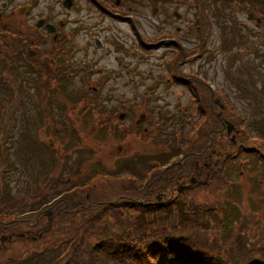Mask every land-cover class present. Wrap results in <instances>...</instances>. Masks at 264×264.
I'll return each instance as SVG.
<instances>
[{
    "label": "rangeland",
    "instance_id": "obj_1",
    "mask_svg": "<svg viewBox=\"0 0 264 264\" xmlns=\"http://www.w3.org/2000/svg\"><path fill=\"white\" fill-rule=\"evenodd\" d=\"M7 1L11 3L12 8H16V5L19 3L22 4L21 1H15L14 4L11 0ZM195 1H198L200 6L197 18L194 15ZM159 4L160 10L156 14L152 12L150 6L152 4H150L149 0H126L122 6L126 10L127 5L131 7V9H129V15L130 18H135L134 23L138 33L151 38L165 31H171L177 34L179 40H181V44L185 47V51L189 52V54L197 48V40L202 37V49L204 53L200 56L196 55L191 61L180 63V67L184 72L195 71L208 77L210 76V80L213 83L222 87L229 93L232 103H234V109L244 116L245 123L251 127V122H253L254 130L259 131L258 121L256 120L264 115V101H262V99L264 100V75L259 74L264 72V42L262 41L264 38L260 34V27L251 20L252 18H248V12L245 9L251 6L253 2L249 0H162V3L159 1ZM25 6V4H22L19 9L21 18L18 19V17H16L14 19V24L16 26L21 24V20L25 16ZM237 7L238 9L235 10L234 8ZM175 11L178 13L177 16L174 14ZM230 12L234 13L232 16L233 18H230L229 15H232ZM73 15H78L80 22H73ZM3 19L8 20L9 18L5 14ZM66 19L69 22L64 26V29L69 31V28H74L76 32H78L75 38L76 44L71 52H60L59 47H51L48 45L49 41L45 44L48 47V54L50 55L51 53L57 61H63L75 67L76 65L80 66L77 63H82L78 61H84L86 57H94L99 58L97 64L102 65L104 70L114 69L118 66L117 63L120 61L115 59V56H117V48L114 47L113 44H109L108 48L105 49H95L93 46H89L87 49L83 47L84 41L87 39V31L91 30V26L88 27L86 23H91L96 19H100V23L92 27L96 28L99 25H103L100 26V28H103L101 33L106 35L111 42L117 40L121 42L125 48L130 49V54L124 56L125 61L131 65L129 69V75L131 77L129 89L107 90L108 87L114 83L113 78H122V74L117 75V77L114 75L115 73H113L112 77L108 76L104 87L99 90L102 96L108 94L117 97L116 99L127 96L132 97V94L134 95L136 90L144 87L143 83L150 82V80L156 78L155 72L158 67L152 66L151 62H163L164 58L171 54L172 48L176 46L175 42L171 44L172 46L170 43L164 42L158 47L153 46L145 49L141 46L138 47L137 34H135L136 31L133 30L134 28L129 20L128 22L125 20L117 21L106 15L104 16L96 7H88L85 2H83L82 9L68 11ZM158 22L160 26H157ZM198 24H201L202 32L196 28ZM255 27H258V30H256ZM262 34H264L263 31ZM164 40H166V38H164ZM172 41H175V39H172ZM213 47H215V49ZM245 48L248 51H242ZM43 52L45 53V49H43ZM40 53L43 54L42 52ZM199 53H201V51ZM52 64L53 63H51V65ZM94 67L95 65L92 67L86 65L85 68L80 66L82 69L78 70L79 73H73L69 77L70 79H67V83L70 85L66 86L65 90L62 91L64 96L63 105L52 99H47L46 101L39 100L40 102L45 101L48 111L51 115H54L52 116L53 119H51V123L56 121L60 127H63L61 124L70 126V134L64 136L60 135L61 132H59L60 137L53 138V141L49 139L56 135L52 132V126H46L43 121L37 119V124L29 122L28 127L25 128L23 124L26 120L24 116L22 118L21 114L23 106L28 109L31 108L33 116L36 117L34 114L36 113L38 115L37 111L40 109H38V105L33 99L35 96L38 97L44 93L49 96L48 91L37 90L35 93L33 92L34 94L31 100L24 87L27 86V84H24L23 91L16 89V93L14 91L10 93L8 92V88L11 86L9 81L12 80L11 84L14 87L21 88L22 84H19L21 83L20 78L22 75H26L27 72H24L25 70L20 67H16V72H14L15 74L11 79L7 78L6 75L4 78L7 80L5 81V86L0 87L1 119L4 122L6 121L5 126H2L4 128L3 130L0 126V182H2L0 183V188L4 195L24 196L28 195L30 192H34L37 188V184L40 182L44 183L48 179V172L53 173L57 170L56 165L58 160L55 157L54 151L61 152L63 150V145L66 146L67 151L70 150V147H68L69 145L75 148L74 156L76 157H81L86 154L89 155L90 153L94 154L98 157L101 164L110 168L108 170L110 172L121 174L126 172L124 170H135L137 168L135 171L142 172L143 174H135L134 178L138 185L141 184L139 186L142 188V182L146 184L149 179V170L147 167L150 166V161L157 159L161 152V150L155 146L171 141L174 149L177 150L181 143L186 140L189 143L187 149H192L194 143L198 142L194 141L192 137L189 139L185 137L186 131L192 126L191 121H188L186 125H181V122H179V129L183 131L178 139H174L173 135L162 133L158 127L156 128L157 133H150V136L149 133L143 135L142 130L137 128V130L134 131L135 133L132 134V140L126 139L123 141L124 138H122L123 140L120 139L121 141H119L116 139V137L113 136V128H111V126L105 123L99 124L98 115L91 114L89 110L84 109L85 98L82 92L76 90L74 86V84L79 83V77L82 75L87 76V70L89 68L93 69ZM102 68L98 72V74H101V77L105 74ZM144 69H153L154 73L151 75L148 74L147 77H143L138 73V70L143 71ZM92 74L95 75L94 71H92L89 76ZM237 78L238 83H235ZM119 82L120 81H118V83ZM160 84L162 87L166 85L162 80H160ZM155 87L156 85L154 88ZM28 88L33 90L30 87ZM144 89L140 93H142ZM18 92H20V96H18ZM140 93L135 95L132 100L138 102L140 105L138 109H140L141 112L149 114L148 111L153 104L146 95H140ZM165 93L169 95L172 102L178 99L179 103L187 105L190 100L189 95L191 91L184 85H174L170 83ZM7 95L12 96L11 101ZM78 96L80 97V101L75 104L73 99H76ZM108 97L109 96L104 97L107 103L110 102V99H107ZM172 102L169 101L167 105L170 109H172ZM104 108L111 111L110 108ZM184 109L187 110V108ZM58 110L70 112L72 115L70 118L64 119L62 118L64 116L63 113H59ZM158 111L156 113H158ZM137 114V111L136 114L130 113L127 116V120H133ZM186 116L189 115L186 114ZM195 118L196 117L193 116V119ZM12 120H14L16 124ZM71 120H73L74 126H79V124L83 122L85 124L83 132H77ZM152 121L148 123V126L152 124ZM113 122L115 121L113 120ZM138 124H140V122H138ZM144 125L145 124H142V126ZM15 126L17 127L16 129ZM96 127H99V130H96V135L92 136V131H94ZM39 128L40 130H38ZM25 129H27V131H25ZM14 131H16V133ZM37 131H40L39 134H36ZM141 142L144 143V146L140 145ZM174 149L172 147L169 150L170 152L176 153ZM138 151L140 152L137 153ZM6 152L8 153L6 154ZM3 156L11 162V167L7 164L8 166L6 168L12 170L4 171L2 168V164H4L2 160L5 159L2 158ZM166 157L167 155L163 154L164 160L157 159V161H159V163H162V161L168 162L170 159ZM258 164V159L253 155L248 156L247 165L244 166V169H248L251 172L255 170ZM78 165L79 164L76 163L73 167L66 166L65 170L58 174H63L62 177H64L68 171H75ZM82 166L87 168L89 165H85V162H82L80 167ZM125 180L126 179L118 180L117 185ZM248 181H252V178H245L242 176L237 180L236 187L239 189L242 188L244 190L243 192H246L245 185ZM51 185L52 183L49 185L48 193L45 197L38 202L39 205H46L50 202H47L50 198L52 199L53 196H58L56 185ZM61 185L62 183H60V187ZM234 186L235 185H233V188ZM256 186L257 184L255 183L254 187ZM110 187L116 188L117 186L110 185ZM254 187L252 188L254 189ZM63 188L66 187L63 186ZM258 188L259 187H256V189ZM90 189L92 188L90 187L89 190ZM122 190L123 189H119L118 191L116 189L113 190V196L116 197L118 194H122ZM262 190L264 192L263 188ZM232 195L235 197L237 193L234 191ZM252 195L254 194L252 193ZM93 197H95V194ZM4 200L10 201L11 197H4ZM2 203L3 202H0V206ZM12 205H15V203ZM252 207H255L261 215H264V199L259 204H254L251 201L249 208L252 210ZM55 210V208H46L45 215L42 216L43 221L50 219ZM7 217L8 215H3L1 213L0 208V219H5ZM83 222L84 219H82V223ZM37 223H39V221H37ZM90 224L92 226L91 229H84L81 231L76 229L75 238L78 243L84 244L83 241L86 239L89 241L98 240L100 229H98L97 226L100 223L90 222ZM37 232L40 231L37 230ZM42 232L43 230L41 233ZM210 233L211 236H214L217 240L221 238V231L218 227L211 230ZM62 234H64V232H62ZM13 236H17V234H13ZM35 236L36 241L33 240L32 242L28 240L24 243L20 239L11 240L7 255L13 257L17 255L16 258L18 259H16L15 264H82L86 262L85 259H82L83 253L79 251L80 249L73 250V245L71 243H54L53 240H50L52 239L50 235H48L50 239L45 236L39 239L40 235L37 238V233H35ZM25 239L26 237L23 238V240ZM6 245L7 244H5V246ZM105 249L106 247H100L96 250V261L93 264H116L114 260L105 255ZM7 255L5 252L0 251V263H11L13 261L8 262L7 260L11 259V257H7Z\"/></svg>",
    "mask_w": 264,
    "mask_h": 264
},
{
    "label": "trees",
    "instance_id": "obj_2",
    "mask_svg": "<svg viewBox=\"0 0 264 264\" xmlns=\"http://www.w3.org/2000/svg\"><path fill=\"white\" fill-rule=\"evenodd\" d=\"M249 1L253 2L252 5L257 6L258 12L264 11V0ZM10 41L9 47H7L0 38V76L4 70L8 76L14 75L10 72L12 69L10 62L14 61L20 42L16 38H12ZM27 57L29 56L27 55ZM33 57L38 58V56ZM6 65L7 68L5 69ZM43 70L47 73L50 72L47 65H43ZM51 79V76H48L46 81L39 80L36 84V91H46L47 89L49 94V96L44 93L34 97L33 100L40 109L37 111L38 115L34 114L36 117L33 116L31 108L22 106L21 114L22 118L24 116L26 120L23 124L25 128L28 127L29 122L37 124L36 120L39 119L46 126H52L53 131L57 129V122L51 123L54 115H51L45 104L47 99L54 100L57 97L50 90ZM29 94L33 95L34 93L29 92ZM7 96L11 101L12 96ZM30 98L32 100L33 97ZM206 99L208 116L211 117L214 103L211 104L209 98ZM39 100L45 101L40 102ZM88 104V102L84 103V109L88 110ZM89 111L94 112L93 109H89ZM96 112L97 109L93 114ZM109 120L112 122L111 118ZM231 120L237 127L240 126L233 117ZM137 128L138 126H124L123 129H116L115 137L119 141L123 140L122 138L132 140V134ZM161 129L163 130V128ZM206 129L210 133L207 141H212V146L217 145L220 132L224 133V122L217 124V120L212 116ZM65 133L70 134L69 131ZM233 133L237 135L235 131ZM232 143L227 140L222 141V145H225L223 148ZM195 144L204 146L200 138ZM140 145L144 146L142 142ZM74 151L75 148L70 154H67L65 160L66 153L54 151L58 160L57 170L53 173L48 172V179L44 183L40 182L34 192V195L38 193L35 199L42 198L52 182L57 184L58 191H63V186L67 184L80 186L94 181L91 185L92 189L84 193L74 191L64 193L63 197L51 206L56 209L51 219L43 221L42 216L44 214L42 212L38 215H32V219L36 218L39 221L38 230H43L39 239L44 236L50 239L48 237L50 235L52 238L50 240L58 243L75 234L76 231H73L76 229L80 231L91 229L90 222H94L100 223L97 226L100 229L98 240L89 241L86 239L83 241V247L77 246V249L83 253L82 259L86 260L83 262L84 264H93L96 261L94 254L100 247H106L105 251L117 264H147L143 260L142 253H148L152 259L159 261L158 264H264V215H258L255 207H252V210L249 208L251 201L254 204L263 201L264 193L261 191L256 192L253 196L250 192H243L242 188L241 190L235 187L230 190L223 173L218 170L211 171L208 175L204 173L201 179L194 184L196 187L188 188L181 195L178 203L172 202L170 207L159 202L158 204L174 211L164 215L162 214L163 206L153 204L148 207L145 204L144 199L141 198V196H145L142 190L147 186L152 187L153 190L169 189L167 187L169 182L174 179V175L177 176L181 171L191 173L193 170L191 165L174 164L163 172L156 170L151 173L148 182L142 184V187H145L140 189L139 185L141 184L136 183L134 175H142L143 173L136 172L137 168L124 170L127 172V176L121 178L126 180L117 185L120 178L118 176H121L120 173L112 172L110 174L115 177H107L106 174L110 168L101 164L97 156L90 153L92 158L89 159L87 154L76 157ZM251 152L258 155L257 158L264 160V144L263 147H255L253 144ZM74 162L79 164L75 171H68L64 177L58 174L65 169L66 163L73 166ZM82 162L89 166L87 168L80 167ZM60 183L63 186L60 187ZM110 185L117 187L111 188ZM115 189L117 191L123 189L122 194L114 197L113 190ZM200 189L211 193L212 197H200ZM234 191L238 194L233 196L230 201L227 194ZM138 192L139 194H137ZM94 194L95 197H93ZM196 198L199 199V202ZM82 219H84L83 223ZM224 223L228 226L227 232ZM217 227L219 229L222 227L219 240L211 236L210 233ZM17 239L24 243L30 240L28 237L25 240L20 237Z\"/></svg>",
    "mask_w": 264,
    "mask_h": 264
},
{
    "label": "flooded vegetation",
    "instance_id": "obj_3",
    "mask_svg": "<svg viewBox=\"0 0 264 264\" xmlns=\"http://www.w3.org/2000/svg\"><path fill=\"white\" fill-rule=\"evenodd\" d=\"M24 1H26L28 5H32V4L34 6L36 5L34 7V9L37 12V14L29 13L27 18L21 22L23 25L36 24L37 18H39L40 16L44 15L45 18H47V16H49L50 11L47 12L46 10H44V11L40 10V4H38L40 0H24ZM41 3H43V0H41ZM44 3L46 6L50 7L49 10H54L57 13H58V10L60 8H65L64 0H44ZM6 8H7V6H6ZM15 13L18 15V19H20L21 14H20L19 10L16 9ZM12 14L14 15V11H12ZM34 17H35V19H34ZM31 40H33V39H31ZM243 140H244V137L241 136L240 137V145L241 146H243ZM186 174H187L186 172H183L181 175L184 176ZM11 230H12V228H10V227L7 228L6 225L2 226L0 228V235L2 234V237H5V235H8Z\"/></svg>",
    "mask_w": 264,
    "mask_h": 264
}]
</instances>
